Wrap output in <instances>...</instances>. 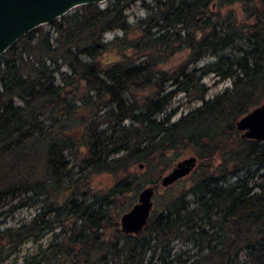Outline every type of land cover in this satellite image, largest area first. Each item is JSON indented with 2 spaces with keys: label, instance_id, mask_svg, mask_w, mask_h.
Masks as SVG:
<instances>
[{
  "label": "trees",
  "instance_id": "1",
  "mask_svg": "<svg viewBox=\"0 0 264 264\" xmlns=\"http://www.w3.org/2000/svg\"><path fill=\"white\" fill-rule=\"evenodd\" d=\"M136 2L149 13L131 24ZM235 3L251 18L245 25ZM49 25L0 55V206L44 205L0 229V261L59 226L21 264H264V140L242 138L235 125L264 98V0H108ZM113 31L122 35L105 40ZM244 38L249 50L225 53ZM110 48L119 55L105 64ZM182 49L184 64L161 68ZM207 54L216 60L195 67ZM211 72L234 83L204 100ZM176 92L203 102L170 121ZM186 150L197 159L191 186L165 189L143 229L122 232L119 199L161 186ZM99 175L112 181L95 192Z\"/></svg>",
  "mask_w": 264,
  "mask_h": 264
},
{
  "label": "rangeland",
  "instance_id": "2",
  "mask_svg": "<svg viewBox=\"0 0 264 264\" xmlns=\"http://www.w3.org/2000/svg\"><path fill=\"white\" fill-rule=\"evenodd\" d=\"M108 0L102 4H98L101 7L105 6L107 4ZM146 4H151V0H145ZM235 12L237 15V19H239L243 25L245 23H248L250 21V16L245 12V9H243L242 4L235 3ZM225 9V8H224ZM148 10L141 4V2H136L132 4L127 10L126 15L128 17V20L131 24H135L138 19L145 18L148 15ZM224 13H226V10H224ZM37 29L41 30H51L52 27L49 24L41 25L37 27ZM135 33L133 32L131 36H133ZM121 31H113L105 34V40H111L117 36H121ZM251 48L250 42L244 38L238 42H236L233 46H230L227 50H225V53L230 57H240L242 54L239 51L242 50H249ZM243 52V51H242ZM118 52L116 50L110 48L107 51L104 52L102 55V61L105 64L112 63L117 60L118 58ZM137 56L132 55V60L135 62L140 61L143 57H139L135 59ZM188 58L187 51L184 49L176 52L171 56L170 58L163 59L160 61V66L162 69L173 72L175 69L179 67V65H182L185 63L186 59ZM216 60L215 54H207L205 55L197 64L195 67H202L212 61ZM194 67L191 66L190 69ZM202 83L207 88L206 93L204 95V100L211 99L215 97L216 95L222 93L223 91H226L227 89H231L233 87L234 80L232 78L227 79H219L218 76H216L214 73H208L206 74L203 79ZM169 85L166 88V92H169L170 90H173L175 87L168 83ZM261 93V90L257 91L256 96L259 97ZM147 92H141L139 95V98L141 96L146 95ZM202 100H197L192 97L187 96L184 92H176L172 96V98L169 101V104L167 105V111L166 112H172L173 114L170 117V121H175L179 119L182 115L186 114L190 110L194 109L197 106H200L202 104ZM260 104L264 102V98L259 101ZM130 121H125V124H128ZM256 141V140H255ZM190 154H192L189 150L183 151V152H177L174 154V162L173 166L176 164L177 161L188 157ZM172 168V167H171ZM169 168L168 170H170ZM167 170V171H168ZM134 171H137V168L134 169ZM264 173V168L260 169L256 176L259 174ZM192 174L191 172L186 175L185 177L179 179L178 181L174 182L173 184H169L167 186H159L155 190V194L152 198V209L155 208V200L158 202L160 198H162L165 189L169 188L170 186H174L177 189H188L192 184ZM232 179V178H231ZM111 178L106 175H99L93 178L91 187L93 191H98L99 189L102 190L108 185L111 184ZM137 193L133 192L129 194L128 196H123L119 199V204L122 205L123 211H126L127 208L131 207L134 203L137 202ZM44 206L41 201L37 202L32 207H23L20 208L14 212L6 213L3 211H6L8 208L7 206H0V229L9 227V226H18L22 221H28L31 218L35 216V214H38L41 212V207ZM3 212V214H2ZM51 216L48 217L50 219ZM53 224H50L49 227H51ZM60 227L57 226L53 230L49 229L44 231L40 234V236L33 240L29 239L25 241L23 244L19 246V248L12 252L10 255L6 256L2 261H0V264H21L23 263L24 259L38 253L40 249L46 247L50 240H52V234L58 233ZM2 246V249H4L3 254L6 255V252L8 251L7 245H5L3 242L0 243ZM181 246H184V244L181 241L175 242V247L180 248ZM190 246H187L186 248H189Z\"/></svg>",
  "mask_w": 264,
  "mask_h": 264
},
{
  "label": "water",
  "instance_id": "3",
  "mask_svg": "<svg viewBox=\"0 0 264 264\" xmlns=\"http://www.w3.org/2000/svg\"><path fill=\"white\" fill-rule=\"evenodd\" d=\"M107 0H0V55L35 28L50 24L80 5L102 4ZM236 128L242 138L264 140V102L237 119ZM197 163L193 155L179 161L161 178L167 186L188 175ZM158 186L138 191L137 202L121 214L119 223L124 233H139L148 221L152 198Z\"/></svg>",
  "mask_w": 264,
  "mask_h": 264
}]
</instances>
